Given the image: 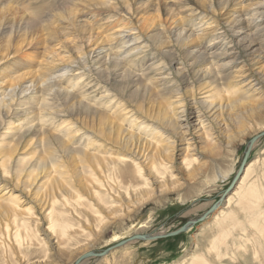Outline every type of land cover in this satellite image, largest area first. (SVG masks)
Wrapping results in <instances>:
<instances>
[{
	"label": "bare ground",
	"instance_id": "1",
	"mask_svg": "<svg viewBox=\"0 0 264 264\" xmlns=\"http://www.w3.org/2000/svg\"><path fill=\"white\" fill-rule=\"evenodd\" d=\"M1 1L0 66L22 55L28 66H37L34 71L0 79V219L9 227H3L4 231L0 232V243L10 240L12 247L21 255L23 253L22 264H33L30 263L29 255L39 257L36 264H50L46 262L47 255L42 259L41 245L34 242L18 224V216L31 218L35 215L31 214L29 206H24L26 202L19 196L27 187L25 185L32 189L45 186V192L35 201L47 221L46 233L50 234L56 247L62 251L74 235L80 236L83 231L74 230L68 219L78 216L79 212L75 209L67 215V224L62 221V215L55 206L58 199L72 202L84 213L87 226L110 224L117 218L134 214L153 197L184 185L175 180L176 175L170 176L175 170L176 152L182 154L180 164L187 166V180L194 181L197 175L202 176L204 162L201 161L204 156L224 158L229 149L230 153L234 152L238 141L245 143L249 137L264 132V123L251 125L254 118L264 113V48H260L258 53L252 50L256 45L264 47V25L260 27V21L264 18V0H219L218 3L213 0H191L192 4L186 0L182 1L183 4L177 1L185 7L180 9V14L175 13L176 8L172 7L176 1L147 0L144 7L141 6L143 10H139L134 17L128 12V18L122 15L125 19L118 17L123 12H118L121 13L119 15L117 8L123 6L130 12L135 11L132 6L138 4V0H57L59 10L54 13L50 12L52 10L42 11L39 16L38 12L33 16L27 13L17 16L19 10L8 5L5 0ZM186 5L209 15L196 18L195 12L186 13ZM103 16L109 19L102 22ZM187 17L192 22L188 27L185 25ZM154 29L159 33L151 34L150 31L154 32ZM164 30L169 32L166 33L168 36H164L168 40L160 37ZM146 31L151 35H147ZM227 39L231 45L241 46L244 53L251 51V58L247 60L249 65L245 63L238 67L237 52L228 66V63L216 67L212 65L217 58L228 54L227 49L220 50ZM206 40L208 45L205 44ZM211 40H214L213 43H210ZM48 41L53 44L46 47ZM77 42H85L86 49H82V45H77ZM173 43L186 49L191 59L189 66L193 67L194 75L197 73V88L206 90L203 98L190 95L192 100L188 102L179 88L171 91L174 86L166 85L169 76L164 73L158 74L147 84L142 74L132 70V66L137 63L135 57L140 58L149 52L151 61L148 62L150 67L145 76L156 70L157 64L162 63L158 58L162 57L167 62L162 59L166 64L160 69L170 67L168 70H171V65L177 61L171 49L167 48H171ZM42 45V56L39 57V47ZM115 45L119 46L116 54L113 52V48H117L113 47ZM70 47L75 54L68 52ZM233 50L229 51V57L234 54ZM123 53H126L124 58H119V54ZM130 57L134 58V62L124 67L122 60ZM72 72L79 79L81 74L90 75L96 85L103 84L108 95L118 102L114 111L106 112L104 109L107 107L96 102L89 103L84 99L85 94L80 97L77 93L80 88L78 80L72 81L70 87L58 83ZM181 78L183 84L185 78ZM259 80L263 85L256 87ZM222 85L228 95L223 93ZM31 102H40V105L28 106L27 103L35 105ZM38 109L48 112L56 110L54 114L48 115L67 119L60 128L61 132L67 134V140L40 129L37 124L19 127L20 121H14L18 118L34 121ZM210 111L212 114L229 113V131L224 119L220 125L227 131L222 141L219 136L212 138L210 122L205 116ZM11 115L15 119L9 120ZM127 120L130 129L125 128ZM247 121L251 122L249 126L245 123ZM28 136H32L28 146L34 145L40 152L36 157L23 161L16 153L22 140ZM79 136H82L81 144L75 146L74 142ZM179 142L184 146L179 147ZM127 162L134 165L135 173L145 181L144 184L136 178L125 180L123 172H117L118 165L126 166ZM252 167V162L246 164L234 190L230 192L231 197L249 176ZM237 171L238 168L233 173ZM106 179H110L109 186L105 184ZM253 186L250 185L241 193V205L257 201ZM102 191L106 196L102 195ZM114 194L119 200H115L117 203H108L106 197L110 195L112 198ZM83 196L92 200L90 205L95 206L93 214L83 208ZM192 196L194 199L199 198V195ZM217 206L212 205L200 218L186 223L182 232L166 236L170 233L163 231L149 236L152 240L177 236L191 225L212 216ZM205 207L200 205L198 210ZM227 218L228 215H224L218 219V222L223 223L216 228L219 235L215 243L223 238L224 231L229 227V221L225 222ZM115 245L100 251L106 252L100 257L111 254L117 248ZM78 250L86 251L88 248ZM193 264L207 263L194 260Z\"/></svg>",
	"mask_w": 264,
	"mask_h": 264
},
{
	"label": "rangeland",
	"instance_id": "2",
	"mask_svg": "<svg viewBox=\"0 0 264 264\" xmlns=\"http://www.w3.org/2000/svg\"><path fill=\"white\" fill-rule=\"evenodd\" d=\"M5 1L8 5L20 11L18 14H16L17 16H21L22 13H27L33 16V14L37 15L36 12H38L39 16L45 11L52 10L50 12L54 13L59 10L57 4L60 0ZM172 1H176L177 6L174 4L170 5H172L173 8H176L175 10L177 12L175 11V13L180 14V9L185 8L184 6H182L183 0ZM177 1H181L180 3L182 4L178 2L180 4L179 5ZM186 1L187 3L192 4L191 0ZM213 1L215 3L219 2V0ZM220 1L224 2V0ZM137 2L138 4H135L137 6V9L134 5L132 6V9L134 8L135 11L132 10L131 12L125 9L123 6H119L116 12L123 13H118L119 15L121 14L118 17L121 19L128 18V13H130V16H132L131 14H133L134 17L136 14H138L139 10H143L142 7H144L143 5L146 4L147 0H138ZM232 7L233 6H231V8ZM119 8L124 9L122 10ZM186 9L188 10L186 13L195 12L197 14L196 18L204 15H209L201 10H198L196 7H188V5H186ZM106 19H109L108 16H103L101 18L102 22H105ZM189 19L190 18L187 17V21H185L186 27H188L192 23ZM135 20L136 19H134V21ZM263 25L264 18L260 21V27H262ZM146 32L147 35H149L150 33H159L155 29L154 32ZM163 32L165 34L163 33V35H160V37H162V40L163 38L168 36L167 34L169 33L168 30H164ZM67 37L71 36L68 35ZM165 39L168 40L167 38ZM214 40H211L210 43H213ZM207 41L208 40H206L205 44L207 43ZM84 43L85 42H77V45H82V49H84L86 45H84ZM52 44L53 43L49 41L45 43L46 47H49ZM174 45L175 44L173 43V46L171 44V48H167L171 49V54L174 56L175 61H177L176 63H173L171 65V70H168V68L170 67H167L166 70L160 69L162 68V65L166 64L167 62V60L162 57V59L166 62H164L161 58H158L159 62L162 63L157 64L156 70L153 73L145 76L144 74H146L148 68L150 67L148 66V62L151 61V52H149L148 54H144V56H140V58L135 57V61H137V63L135 66H132V70L142 74V79L147 84H150L151 80H154V78L159 76L158 74L162 75V73H164L165 75L169 76V81L166 85L170 84L174 86L171 91L179 88L181 94H183L184 96V99L188 102L192 100L191 98H189L190 95H195L196 98H203L205 93L204 91L206 90L197 88V73L196 75H194L192 72L193 67L189 66V64L191 63V59L186 54V49L181 46ZM206 45H208V43ZM116 46L117 45L113 47ZM118 48L119 46H117V48H113V52H117ZM224 48L228 50V54L223 58H217V60L214 61V64L212 63L214 67L219 66L222 63H228L227 65L225 64L226 66H228L229 61L233 60L236 52L239 54L237 58L238 67L242 66L245 63L249 65L248 61L251 58V55H249L251 51H248L249 53H244L245 51L241 46L231 45L229 39L226 40L225 45L221 47L220 50L225 51ZM260 48L262 50L264 47L260 44L253 47L252 50L255 49L256 53H258ZM42 49L43 45L39 47V57L42 56ZM232 49H234V54L229 57V51H232ZM68 52L75 54V51H72L71 47ZM125 54L123 53V56L119 54V58H124ZM245 54L249 56H245ZM17 58L10 61L9 63L7 62L1 65L2 67L0 66V79L11 77V75L12 77H15L19 73L22 74L23 72L34 71L37 69L36 65L28 66L26 63L27 61L23 58V55ZM133 59V57H130L127 60H122L123 66L129 67L130 63L134 62ZM258 66L260 65H256V67ZM27 68L30 70H28ZM226 71H228V69H226ZM226 71L224 72L226 73ZM178 73H180V75L185 78L183 84L181 76L177 75ZM253 74L256 76L255 72ZM67 75L68 76L62 77V80L58 82L59 84H61V86L70 87V83L72 81L78 80L80 83V88L77 93L80 95V97L85 94L86 96L84 99L89 103L96 102L103 105V107H107L106 109H104V111L106 112L111 113L112 111H114L118 102L113 98L112 95H108V91L103 86V84L96 85L95 80H92L91 77H89L90 75L81 74L79 75L81 76V79L73 75V72ZM261 85H263L262 81L259 80V82L256 84V87H260ZM82 86L83 88H81ZM224 87L225 86L222 85L221 89L223 90V93L225 95H228L227 89ZM101 97L104 98L101 99ZM99 98L101 100H99ZM30 101L31 100L27 102ZM188 102L185 103L187 106H189ZM31 103L35 105H30L28 103L27 105L34 107H39L40 105V102L37 104L34 102ZM98 104L96 105V107L98 106ZM55 111L56 110H51L48 112L38 109L37 113H35L33 117V119H35L34 121H31L32 119L25 120L23 118L22 120H19L20 118L15 119L12 117L13 115H11L9 120L13 118L16 122L20 121L18 123L19 127H26L29 125L37 124V127H39L40 129H45L51 133H54L55 135H60L63 139L67 140V134L60 131V128L64 126V124H62L63 121L65 120L67 122V119L57 115H48L49 113L54 114ZM217 114L218 113L212 114V112L210 111L205 116L207 118L206 120L210 122L209 130H211L210 133L213 134L212 138L215 139L217 138V136H219L220 141H222L223 136L227 135V131H225L220 125L223 122L222 120L224 119V122L228 124L227 130L229 131V113L224 112L218 115ZM74 119L75 117L71 118L72 121ZM254 119L255 120H253L252 123L250 121L245 122L246 125L248 124L247 126H249L251 123V125L259 126L261 125V123L263 124L264 113L258 116V118L256 117ZM125 128L130 129L129 120H127ZM81 137L82 136H79L77 138V142H74L75 146L81 144ZM253 137H249L247 140L245 139V143L238 141L235 148H233L234 152L230 153L229 151L231 149H229L226 152L224 158H211L208 155V157L204 156L203 160L201 161L204 162V167L203 169H201L203 171L202 176L197 175L194 181L187 180V176L189 174L186 170L187 166L180 164L182 154L180 151L176 152L174 156L175 170L170 176L176 175L175 180L184 185L174 191H169L162 194L161 196L153 197L155 200L152 199L149 202L145 203L143 207H140L138 210H136L134 214L117 218L116 221L110 224L104 223L103 225L96 224L87 226V217L84 213L78 210L72 202H63L61 201V199H58L55 206L58 213L62 215V221L67 224V215H70V211L75 209L79 212L78 216L75 218L71 216L68 219L69 221H71V224L73 226L72 228L74 230L83 231L80 236L74 235L72 237L73 240L68 242L67 246L62 248V251L61 249L59 250L56 247L54 243L55 240L51 238L50 234L48 235V233H46L47 221L44 220L42 214L40 213V209L38 208V203L35 201V199L40 196V194L45 192L44 185L41 187H35V189L29 188V185H25L27 187L22 191L23 194H19V196L22 198V200H25L26 203L24 204V206H29V208L31 209V214L35 215H32L31 218L29 216H18V224L32 239H34V242H37L41 245V248L43 250L41 256L42 259H44V255H47L46 262L50 264H74L79 256H82L88 251L100 252L109 248V246L112 247L113 245L125 241L135 235L152 236L163 231L167 234L172 233L181 228L189 221L197 220L202 215H204L212 205L217 204L218 206L214 210L216 212L213 215L211 214L212 216H209L205 220L191 225L185 232L177 236L160 238L151 241H131L119 248L112 250V253L107 255L106 257H91L84 260L80 264H193L194 260H204L207 264H264V136L257 139L251 148L247 163L252 162L253 167L250 170L251 173L249 174V176L243 181V184H240L233 197H231L230 194L232 190L225 193L236 174L235 172L233 173V171L240 167L244 153L247 149V145ZM30 139H32V136H28L23 139L16 153V156H18V158L23 161L36 157V155H38L40 152V149H38V147L34 145L28 146L31 143ZM178 145L179 147L184 146L182 145V142H179ZM34 153L35 156L33 155ZM127 165L125 166L124 164H119V170H117V172H123V174L125 175V180H127V178H136L144 184L145 181H142L135 173L134 165L130 163H128ZM219 172L221 175L219 174ZM225 174L227 175L225 176ZM93 176L97 178L96 173H94ZM142 179L144 180V178ZM104 181L106 185H110V179H106ZM25 184H27L26 181ZM126 185L127 184L124 183L123 186L126 187ZM250 185H254L253 187L256 189L255 195H257V201L252 202V204L246 206L241 205L240 195ZM192 194L195 196L199 195V198L197 197V199H194V196H192ZM102 195L106 196L104 191H102ZM222 196L225 197L220 203V200H222ZM114 197L116 199L113 200ZM106 198V201H108V203H117L115 200H119V197H116L115 194L112 198L110 197V195ZM229 198L231 200L230 203ZM81 202L83 203V208L93 214L95 206L92 207L90 205L92 200H88L83 196L81 198ZM200 205H206V207L198 210V206ZM224 215H228V218L227 220H225V222L229 221V227L224 231L223 238L215 243V238L219 235V232L216 228L219 224L223 223L218 222V219L222 218V216ZM233 219H235L234 222ZM0 225V232H3L4 228L9 229V227H7L8 224H6L4 220L1 221L0 219ZM83 227L85 229H83ZM11 243L12 242L8 239L0 243V264H22V261L24 260L22 256L23 253L21 255L19 252H17V250L12 247ZM85 247H87L88 250H78ZM28 257L30 258V263L33 264H36L35 261H37V259L39 258L34 257V255H29ZM105 259L107 261H105Z\"/></svg>",
	"mask_w": 264,
	"mask_h": 264
},
{
	"label": "water",
	"instance_id": "3",
	"mask_svg": "<svg viewBox=\"0 0 264 264\" xmlns=\"http://www.w3.org/2000/svg\"><path fill=\"white\" fill-rule=\"evenodd\" d=\"M264 136V132L263 133H260L259 135L253 137L248 145H247V149L244 153V156H243V159L241 161V165L240 167L238 168V171L236 172L230 186L228 187V189L225 191L226 192H230L234 186L236 185L237 181L239 180V178L241 177V175L243 174V171H244V168L247 164V159H248V156L250 154V151H251V148L252 146L254 145V143L256 142L257 139H259L260 137ZM185 225H183L181 228L178 229V231L174 232V233H170L169 235H166V236H171V235H174V234H177L179 232H182L184 229H185ZM153 239V238H152ZM150 238V236L148 235H136V236H133L119 244H116L114 247H120V246H123L124 244H126L127 242L129 241H132V240H152ZM112 249V248H111ZM106 252H99V253H94V252H88L86 253L85 255L81 256L74 264H79L80 261L84 260V259H87V258H91V257H100V256H103L105 255Z\"/></svg>",
	"mask_w": 264,
	"mask_h": 264
}]
</instances>
